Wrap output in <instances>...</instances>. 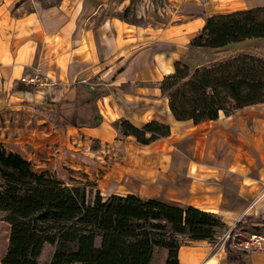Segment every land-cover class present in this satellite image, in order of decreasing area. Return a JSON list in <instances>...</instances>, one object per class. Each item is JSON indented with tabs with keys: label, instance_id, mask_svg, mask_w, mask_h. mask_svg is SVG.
<instances>
[{
	"label": "crops",
	"instance_id": "0c3cea01",
	"mask_svg": "<svg viewBox=\"0 0 264 264\" xmlns=\"http://www.w3.org/2000/svg\"><path fill=\"white\" fill-rule=\"evenodd\" d=\"M27 1L0 0V112L12 103L54 110L61 100H77L78 86L91 92L102 86L108 92L96 98L101 123L80 128L70 124V131L116 142L117 188L120 180L128 187L101 192L104 196L135 193L192 205L219 215L228 231L244 215L264 219V103L194 124L174 119L160 89L176 61L185 62L202 49L191 47L190 41L205 16L261 6L264 0H177L175 16L144 25L117 18L100 0H81L75 8L71 0L49 6L31 0L26 9ZM36 75L46 84H33L32 90L16 87ZM121 119L136 126L155 119L168 123L171 132L140 145L115 128ZM53 126L50 133L56 134L46 142L57 139L59 130ZM9 239L10 224L0 220V264ZM224 241L217 264H228ZM185 247L191 250L180 246L182 264L212 260L211 248ZM159 252L158 264H165L167 249ZM245 256L249 264H264V251Z\"/></svg>",
	"mask_w": 264,
	"mask_h": 264
},
{
	"label": "trees",
	"instance_id": "16d2710c",
	"mask_svg": "<svg viewBox=\"0 0 264 264\" xmlns=\"http://www.w3.org/2000/svg\"><path fill=\"white\" fill-rule=\"evenodd\" d=\"M252 38L264 39V5L205 16L190 46L218 51ZM16 87L35 89L32 83L18 82ZM78 89L77 100H61L56 109L46 110L56 126L66 121L76 128L101 123L96 98L108 90ZM160 89L174 119L194 124L215 120L220 113L230 115L264 103V56L239 51L196 67L178 60L174 72L163 76ZM114 126L140 145L171 132L168 123L155 119L141 126L121 119ZM0 177V220L10 224L2 264H152L162 248L167 249L165 264H182L178 250L184 240L212 242L227 229L219 215L192 205H172L135 193L104 196L99 190L90 200L86 186H69L49 170L36 169L1 142ZM254 218L244 215L234 228ZM258 222L264 224V219ZM232 234L233 229L223 244L228 264H249L247 252L231 248ZM47 245L55 250L44 262Z\"/></svg>",
	"mask_w": 264,
	"mask_h": 264
},
{
	"label": "rangeland",
	"instance_id": "374dc122",
	"mask_svg": "<svg viewBox=\"0 0 264 264\" xmlns=\"http://www.w3.org/2000/svg\"><path fill=\"white\" fill-rule=\"evenodd\" d=\"M80 1L71 0L69 3L70 6L75 8ZM100 1L103 4L102 6H106L105 11L109 10L110 14H116L117 18L135 25L167 22L169 18L176 14L174 8L177 0ZM31 3L32 1L28 0L24 4V8H31ZM41 3L45 6L60 5L62 0H41ZM237 51H247L264 56V39L252 38L233 42L218 51L210 48L197 49L190 54L185 63L189 66L195 63H207L215 58L220 59ZM46 110L29 104L12 103L3 112H0V142L3 146L8 151L19 152L25 156L36 169L49 170L53 176L69 186H86L87 198L90 200H93L98 190L108 194L113 191L117 192L121 187H128L124 180H120L119 185L121 187L117 188L118 178L115 170L117 165L114 163L115 150L117 152L116 142L111 141L109 143L94 138H86V135L80 130L70 131L73 128L67 121L64 125L56 126L54 119ZM66 123L69 124V128ZM51 124L59 130L57 139L53 140V143L51 141L50 143L46 142L56 134L50 133L52 130ZM43 141L46 142V146L42 145ZM1 216L2 212H0V218ZM258 220H260L259 217L251 220L244 219L242 226L234 228L235 224L233 225L231 228L233 234L230 239L233 250L241 251L238 243L252 233L264 235V224L259 223ZM229 231L222 229L212 242L206 240L201 243L184 240L181 246L187 252L191 249L185 246H196L198 250L203 247L211 248L212 260L209 259L204 263L203 258V261H198L197 264H217L216 259L221 252L222 238L226 239ZM4 234L5 236L7 234L6 228ZM54 250V246L47 245L44 248L41 260L49 262ZM160 253L158 252L155 255L152 264H158ZM186 254V252H183L182 258Z\"/></svg>",
	"mask_w": 264,
	"mask_h": 264
},
{
	"label": "built area",
	"instance_id": "2783aa9c",
	"mask_svg": "<svg viewBox=\"0 0 264 264\" xmlns=\"http://www.w3.org/2000/svg\"><path fill=\"white\" fill-rule=\"evenodd\" d=\"M27 81H29V83H32V84H41V85L46 84L45 82H42L40 80L38 75L27 79ZM238 245L241 251H245V252H249L253 250L263 251L264 250V235L252 233L246 239L240 241Z\"/></svg>",
	"mask_w": 264,
	"mask_h": 264
}]
</instances>
